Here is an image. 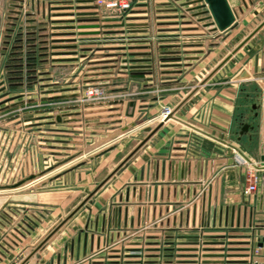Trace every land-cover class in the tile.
<instances>
[{"label":"crops","instance_id":"obj_1","mask_svg":"<svg viewBox=\"0 0 264 264\" xmlns=\"http://www.w3.org/2000/svg\"><path fill=\"white\" fill-rule=\"evenodd\" d=\"M228 1L236 10V23L224 33L231 30L233 34L239 29L244 12L253 3L249 0ZM158 7L163 9L165 6ZM62 12L55 10L53 13ZM158 14L161 16L158 19L160 22L175 21L163 18L170 15L167 12ZM53 19L65 17L54 16ZM73 25L77 26L78 23L74 22ZM177 26L173 23L161 28H173L182 33L177 29L181 26ZM73 30L81 31L77 27ZM51 39H65V36H52ZM173 43L159 42L158 45L169 47L159 48L156 53L149 51L148 47L137 48L133 51L136 52L135 57H132L137 61H129L128 64L127 57L121 54L97 58L113 61L108 64L111 68H103L102 65L106 64L104 61L95 64L100 68L89 70L97 73L93 79H100L93 82L106 87L110 96L106 102L87 106L80 104L76 100L80 90H77V97L44 101L54 105L50 109L58 107L59 103L70 105L61 111L34 114L37 123L35 136L40 143L41 138L47 137L54 140L50 141L51 146H64V150L73 151L71 156H75L71 162H79L77 160L87 156L86 163L82 165L84 169L76 171L77 180L84 184L76 189L59 187L32 192L33 197L28 199V204H16L21 208L4 207L0 212V264H18L147 135L145 128L160 122L158 115L164 106L171 109L176 107L230 53L224 54L196 81L190 76L198 72V62L204 56L206 58L213 54L212 49L206 53L205 45L200 40L191 42L197 44L184 49L172 47ZM66 44L68 42H55L54 45ZM88 46L97 47L88 44L78 48ZM247 50V57H243L245 64L235 77L213 81V76L223 64L204 84L199 85L175 111L174 118L165 121L25 264H70L148 223L151 226L144 237L149 246H156L163 240L176 241L180 248L190 247L196 241V231L183 230L194 226L200 229L199 237L210 248L209 253H221L215 248L222 246L230 248V254L240 253L242 249H234L245 247V241L252 233V225L259 227L257 231L262 232L259 236H263L264 161L261 160L259 126L257 129L254 121L257 110L261 106L264 108V53L258 55L256 60L250 55L252 51ZM53 51L68 49L56 48ZM81 53L78 51L77 54L55 57H77ZM97 53H121V50H97ZM68 63H78V60ZM57 64L62 63L54 65ZM40 65L38 72L48 70L42 67V62ZM38 77L48 78L49 74ZM55 87L59 86L49 88L59 89ZM60 94L63 92L53 91L46 96ZM119 98L123 99V103H111ZM131 102L133 106L129 105ZM56 114L61 116L60 122L53 120ZM44 122L50 123L42 125ZM44 126H50L52 130L48 132L55 136L41 135L48 134L42 130ZM125 127L128 129L123 131ZM234 152L257 164L261 181L258 191L250 197L243 195L245 167L235 164ZM60 177L63 175L57 178ZM68 177L69 173L65 175V178ZM5 202L2 201L0 207ZM46 223L49 225L43 234L30 241L28 238ZM129 239L136 242L142 239V235ZM261 250L260 259L264 263V246ZM94 261L101 260L96 257L90 262Z\"/></svg>","mask_w":264,"mask_h":264},{"label":"rangeland","instance_id":"obj_2","mask_svg":"<svg viewBox=\"0 0 264 264\" xmlns=\"http://www.w3.org/2000/svg\"><path fill=\"white\" fill-rule=\"evenodd\" d=\"M188 1L189 0H162L159 3L160 5L165 6L163 9L156 7L159 4L151 2L147 11L148 17L147 22H145L146 24L142 22L143 24H127L128 26H125L123 33L117 37L122 41L120 44L116 45L119 47L116 49L124 50L125 54L121 55L127 57V64L129 61H137L132 58L135 57L136 54L131 51L133 48H130L131 41L129 40L130 37L135 34H128L127 32H133V30L130 29L146 27L148 29V33L146 36L143 34L144 36L141 37H147V40H145V38L142 39V41H140L141 46L137 48L142 49L148 47L149 51H155V53L159 50V48L169 47L168 45L163 47L158 45V43L162 41L175 42L171 45L172 47L176 46L182 48L194 46V43L191 42L200 40L205 45L204 51L207 53L210 49H212L211 51H213V54H210L209 57L206 58L204 56L201 59L202 61L200 60L198 62L200 63V68L198 67L199 70H197L198 72L190 76L193 80L197 81L201 79L208 72V70H210V68L224 56V54L231 51L232 48L236 46L246 35V32H250L264 19V0H253V4L249 6L248 11L244 12V16L240 20L239 29L235 30L233 34L230 30L225 33H219L217 37H213L214 34L208 33L207 28H201L203 34L172 33L167 35L156 32L158 31V27L171 24L168 22H160L158 19H160L161 16L158 12L171 11L173 13L170 15L180 18L181 13H185L187 10L184 5L189 3ZM36 4L37 0H23L20 9L18 6L19 0H0V108L13 103L14 101L17 102L20 100L33 99L32 102L0 111V185L12 184L30 174L45 176L38 181L36 180L30 184H25L20 188L6 190L3 193L0 192V204L2 201H6L3 205H1L0 212L4 207L17 209L22 206L18 207L16 204H28V199H32L33 197V195L30 194L32 192L38 193L59 187H70L76 189L77 186L84 184L77 180L76 171L77 169H84L82 165L86 163L88 157L86 156L85 158H81L82 160H77L79 162H71L70 160L73 156H75H71V154H74L73 151L64 150V146H51L50 141L54 140L47 137L41 138L42 142L40 143V139L36 137V133H34V131H36L34 127L37 126L36 121H34L36 119L34 114L45 111H61V109L70 104L59 103L58 107L52 108L51 110L50 108L54 107V105H50L49 102H44L48 100H42V98L47 97L46 95L52 93L53 91H62L63 94L60 95L68 96L58 99H69L77 96V90H81L87 83L91 84L93 81L100 80L97 78L93 79V76L97 73L89 71L93 69L95 64L105 61L104 63L106 64L102 65L104 66L103 68H111L108 64H110V61L113 62L112 60H96L99 57L112 54L94 55L93 53H83L78 54V56L73 59L74 61L78 60V63L74 64H69V60L58 62L62 64L57 65H54L55 63H52L49 60L47 62H42V67L47 68L48 70L46 72H38L37 69L41 67V60L45 59L46 56H40V42L38 38L41 36H38V33L30 32L31 26L29 25L34 23L33 20H31V17L35 16L36 18L41 19V17L37 16ZM199 6L201 7V10H199L201 11L200 14L204 16L205 12L202 11L205 10L206 6H202V4ZM191 8L193 9L194 7ZM188 14L192 15V12L190 11ZM122 21L125 22L123 18ZM174 24H177V22H174ZM193 24L196 23L193 21ZM200 26H204V24L201 22ZM227 33L229 34L227 35ZM197 35H201V37H196ZM96 37L97 41L93 44H108V36L101 35ZM215 41L216 44L213 43ZM54 44L55 42L49 43V45ZM77 44L86 46L89 42L77 41ZM107 46L109 45L100 46L98 49H103L101 47ZM109 49L113 48L105 50ZM247 49L252 51L250 55L254 56L256 60L258 55L264 53V27L261 28V30L253 38L247 41L243 45V48H241L235 56L228 60L219 69L215 76H213V81H221L235 77V75H237L240 71V68L242 69L245 64L244 58L247 57ZM186 52L191 51L187 50ZM153 61L155 62V60ZM198 63L196 62V64ZM127 64L126 66L129 67ZM40 74H49V77L40 78L38 77ZM56 85L59 87L55 88L59 89L49 88ZM262 89H264V84H262ZM72 90H75L76 92H68ZM72 94H75V96H70ZM38 102L40 103L37 104ZM263 112L264 108L261 106V109L259 111L257 110V118L254 121V125L257 129L260 124V116ZM53 122L54 121H52V123ZM49 123L50 122H44L42 125H48ZM42 130L47 133L52 129H50V126H44ZM41 135L55 136L54 134H49V132L48 134L43 133ZM82 149L83 148H81V150ZM68 173L69 177L65 178V175ZM61 175H63L62 178H57ZM49 223H46L41 228H38L37 231L33 233V236H30L28 239L30 241H34L36 238H39L45 229H47ZM261 233L262 232L257 231L256 236H259ZM174 243L178 244L176 241ZM240 249L241 248H236L234 250ZM155 250H158V248ZM227 250H230V248L225 246L224 252ZM261 251L262 250L260 249L259 252ZM261 255L262 254H260V256ZM260 256L255 258L261 261Z\"/></svg>","mask_w":264,"mask_h":264},{"label":"built area","instance_id":"obj_3","mask_svg":"<svg viewBox=\"0 0 264 264\" xmlns=\"http://www.w3.org/2000/svg\"><path fill=\"white\" fill-rule=\"evenodd\" d=\"M157 3L160 5L159 0H48L45 4L47 7L46 18L44 17L43 27H46L47 30L41 33H52L51 30H62V32H68L69 34L63 35L65 39H73L72 41H61L68 42L66 45H75L74 48H62L68 49V51H74L73 54H77L78 51L83 53H93L96 54H125L124 50L121 49V53H97V50L106 51L105 49L113 48L109 50H118V44L122 40L117 38L119 35L123 33V29L127 24H143L142 22H147V11L149 4ZM60 3V6H55L54 4ZM71 8L66 9H58L56 7H67ZM80 6L81 8H77ZM156 6V7H158ZM55 10H62V13H72V15H62L61 13H53ZM77 12H84L83 15H77ZM171 14V11H162ZM160 13V12H158ZM54 16H64L65 19H53ZM163 17V16H162ZM78 18H85L88 21L79 22ZM122 18L125 22L122 21ZM164 19L171 18L173 23L177 22L178 27L183 32L186 31L187 28L182 27L186 22L183 21L182 16L180 18L173 17V15H165ZM62 22H59L61 21ZM64 20H68L63 22ZM78 23L77 26L73 25V23ZM169 21L168 23H171ZM166 23V22H165ZM97 25V27H79V25ZM126 24V25H124ZM146 24V23H145ZM59 27V26H72L67 29H56L52 28L49 30V27ZM137 26V25H133ZM142 26V25H141ZM77 27L78 30L74 31L73 28ZM133 32H127L128 34H135L130 37L131 44L130 48L132 52L137 49V47L141 46L140 41L147 37L143 34L148 33V29L144 28H135L130 29ZM136 30V31H135ZM158 33H164L170 35L172 32H177L178 30H173V28H157ZM85 31H98L97 33H84ZM61 32V33H62ZM59 33V32H58ZM178 33V32H177ZM108 36V44H94L97 47H79L82 44H77V41L85 42L88 41L89 44H93L97 41L96 36ZM61 36V35H55ZM93 36V37H89ZM86 37V38H84ZM52 36H48L47 39H51ZM70 42V43H69ZM75 42V43H73ZM107 42V41H106ZM148 43V42H146ZM103 49H98L100 46ZM78 48V51H77ZM120 50V49H119ZM53 51V49H52ZM136 54V52H134ZM60 55H69V54H60ZM57 55H53V58ZM48 58V56H46ZM67 58V57H63ZM75 58V57H74ZM101 58V57H100ZM96 59V58H95ZM97 60V59H96ZM115 60V59H114ZM135 60V59H133ZM73 61V60H69ZM53 63V62H52ZM58 63V62H54ZM100 68V66H94L93 69ZM106 87L99 82L87 83L81 90L78 95V102L85 106L93 105L97 103H103L108 101L107 98L110 97L107 93ZM134 95L130 93V95ZM117 96V95H116ZM77 97V96H76ZM122 99V98H119ZM172 109L169 106H164L162 111L158 115L159 120L162 121L164 117L171 111ZM55 119V118H54ZM259 136H260V149L261 154H264V112L260 116V124H259ZM234 162L237 165L245 167V182L246 185L243 188V195L245 197H250L253 193L258 191L259 183L261 178L259 176L258 167L255 161L247 160L244 156L239 153L234 152ZM151 226L150 223L145 224L139 228L134 230H130L126 235V237L119 238L116 241H112L111 243H106L105 245L98 247L91 254L86 255L84 257H80L70 264H85L90 262L93 258H100L101 261H94L96 264H262L261 261L257 260L255 257L260 256L261 252L259 250L262 246L259 245V241H261L262 236H256L255 231H257L256 226H250L252 233L248 235L245 241V247L241 248V251L238 254H230L228 250L224 252V246L216 247L215 249L221 251L215 253H209V249L206 247L205 242L199 237V228L189 227L184 229L183 231H196L195 242L190 247L180 248L178 244H175V241L165 242L161 241L158 245L149 246V242H147L145 236V231L149 229ZM197 229V230H196ZM17 231V230H16ZM142 235V239L136 242L130 241V237ZM122 244L120 247L117 245ZM158 250H155L157 249ZM161 248V249H159ZM225 253V254H224ZM232 255V256H231ZM94 262H90L93 264Z\"/></svg>","mask_w":264,"mask_h":264},{"label":"water","instance_id":"obj_4","mask_svg":"<svg viewBox=\"0 0 264 264\" xmlns=\"http://www.w3.org/2000/svg\"><path fill=\"white\" fill-rule=\"evenodd\" d=\"M195 1H203V5L206 6V10L202 12H208L209 16L211 18V22L208 24L213 25V30H218V31H224L230 27H232L235 24L236 20V13L235 10L231 7L229 4L228 0H192L191 2ZM251 2V0H249ZM58 9H66V8H71L70 6L67 7H56ZM77 8H81L80 6H77ZM239 10L241 11L242 8L240 7ZM62 15H72V13H61ZM77 15H83L84 12H77ZM79 22L82 21H88V19L85 18H78L77 19ZM68 20H64L63 22H66ZM59 22H62L59 21ZM186 23H190V21H184ZM264 25V19L252 30L250 31L231 51L228 53L204 78L201 79L199 84L195 86L188 94L186 97H184L179 104L176 105L167 115L164 117L162 121L157 123L153 127H146L145 131H147V135L143 137L137 145H135L128 153L127 155L121 159V161L106 175V177L100 181L97 186L90 192L87 193V195L70 211V213L64 217L57 225H55L47 235H45L28 253L27 255L18 263V264H25L39 249H41L45 243L68 221L70 220L74 214L94 195V193L105 183L107 179H109L117 170H119L130 158L133 156V154L162 126V124L167 121L170 118H174V113L175 111L198 89L199 85L204 84L223 64H225L230 57L235 54L262 26ZM72 26H59V27H49V30L52 28L56 29H67L71 28ZM79 27H97V25H79ZM195 29V27H188ZM47 28L43 27L41 31H46ZM98 31H85L81 32V34L84 33H97ZM69 34L68 32H59V33H41V38L42 40L39 41L41 44L40 50H42V53H40V56H48V58L45 57V59H42L41 62H47L48 60L51 62H61V61H68V60H73L74 57H67V58H53V55H60V54H73L74 51H52V49L56 48H74L75 45H49V43L52 42H61V41H72L73 39H47V37L50 36H55V35H66ZM144 66H149L151 65H144ZM152 72V71H150ZM70 96H75V94H72ZM68 97L65 95H51L47 97H43L42 100H53V99H58V98H64ZM33 99H27V100H20L17 102H13L9 105H5L0 108L1 110L14 107V106H20L28 102H32ZM112 104H117V103H123V99H115L111 101ZM129 105H134L133 102H131ZM64 108H69V107H64ZM52 110V109H51ZM50 110V111H51ZM55 121L60 122L61 121V116L59 114L55 115ZM128 127H125L123 131H126ZM244 156V155H243ZM245 157V156H244ZM247 160H249L247 157H245ZM261 160L264 161V154L261 155ZM42 175H35V174H30L12 184L8 185H0V190H13L20 188L24 186L25 184H28L37 178L41 177ZM259 245L263 246L264 245V235L261 237V241H259ZM264 264V263H262Z\"/></svg>","mask_w":264,"mask_h":264},{"label":"flooded vegetation","instance_id":"obj_5","mask_svg":"<svg viewBox=\"0 0 264 264\" xmlns=\"http://www.w3.org/2000/svg\"><path fill=\"white\" fill-rule=\"evenodd\" d=\"M192 0H189L187 4H185L184 6L187 8V10L185 11V13H181V16L183 18V21H190V23H186L184 24L182 27H185L187 28L185 32H183L184 34L186 33H193V34H203V31L201 28H207V32L210 33V34H214L213 37H217L218 34L220 33H223L224 31H218V30H213V25L212 24H208L211 22V18L209 16V13L206 12L204 14V16H202L200 14L201 11V7L199 5L202 4L203 5V1H195V2H191ZM22 2L23 0H19V8L21 9V6H22ZM48 2V0H37V4L35 6H37L36 8V13H37V16L38 17H41V19H38L36 18L35 16L31 17L33 20V24L29 25L31 26V31L32 33H38V36L41 35V29L43 28V22H44V17H46V14L48 12L47 10V6L45 5L46 3ZM187 2V1H186ZM185 2V3H186ZM251 3H253V0H251ZM183 6V7H184ZM191 7H194L193 9ZM233 8V7H232ZM242 8V7H241ZM207 8H205L206 10ZM234 9V8H233ZM19 10V9H18ZM235 10V9H234ZM192 12V15H189L188 12ZM242 11V10H241ZM16 12H19V11H16ZM235 13H236V10H235ZM17 18V17H16ZM198 19V20H197ZM193 21L196 23V24H193ZM201 22L204 24V26H200ZM235 23H236V20H235ZM198 24V25H197ZM235 25V24H234ZM233 25V26H234ZM232 26V27H233ZM188 27H195V29H192V28H188ZM230 27V28H232ZM229 29V28H228ZM227 30V29H226ZM196 37H201V35H197ZM35 38V37H34ZM39 41L42 40L41 37L38 38ZM216 44V41L213 42ZM188 44V43H187ZM194 44H197V43H194ZM200 44V43H199ZM39 47H41V44L39 45ZM183 49L186 48V47H182ZM40 53H42V51L40 50ZM34 75V74H33Z\"/></svg>","mask_w":264,"mask_h":264},{"label":"bare ground","instance_id":"obj_6","mask_svg":"<svg viewBox=\"0 0 264 264\" xmlns=\"http://www.w3.org/2000/svg\"><path fill=\"white\" fill-rule=\"evenodd\" d=\"M161 7H163V6H161ZM57 169H58V168H57ZM55 170H56V169H55ZM48 174H49V173H48ZM42 178H43V177H42ZM39 179H40V178H39ZM39 179H37V181H38ZM34 181H36V180H34ZM32 182H33V181H32ZM30 183H31V182H30ZM30 183H29V184H30ZM5 191H6V190H0L1 193L5 192ZM7 193H8V192H7Z\"/></svg>","mask_w":264,"mask_h":264}]
</instances>
